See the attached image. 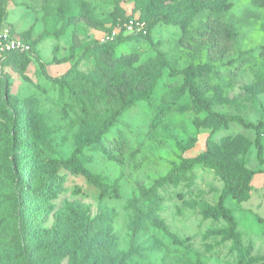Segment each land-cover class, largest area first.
I'll list each match as a JSON object with an SVG mask.
<instances>
[{
  "label": "rangeland",
  "instance_id": "rangeland-1",
  "mask_svg": "<svg viewBox=\"0 0 264 264\" xmlns=\"http://www.w3.org/2000/svg\"><path fill=\"white\" fill-rule=\"evenodd\" d=\"M228 1L231 8L220 16L235 32V46L222 58L211 57L206 42L196 32L208 11L194 19L183 43L179 41L183 35L180 26L162 21L146 36L114 37L117 54L136 52L142 62L159 50L165 53L168 66L157 81L151 102L137 100L111 126L104 142L125 140L121 160L110 159L104 147L89 146L72 171L56 164L74 150L76 127L70 123L80 109L46 74L61 75L77 60L84 44L100 41L122 26L120 20L125 15L133 18L139 13L130 0L119 1V8L116 0H4L0 31L21 38L32 45V51L25 76L7 63L6 53L0 55V264L29 262L24 250L12 244L19 225L10 211L13 192L20 195L25 207L31 232L22 244L35 264H71L69 251L87 222L111 208L116 211L112 223L117 244L115 264H264V166L256 157L257 130L247 125L258 124L264 131V5L254 0ZM86 9L105 23L92 28L83 21L69 20ZM73 32L82 42L78 48L72 47ZM190 64L210 65L209 72L194 76L198 92L213 111L232 119L215 127L213 117L193 108L192 95L186 89L175 109L162 123L152 126L154 106L166 91L183 82L181 72ZM93 68V62L85 60L76 66L85 75ZM29 98L37 103L44 144L24 127L23 118L18 120L21 128L16 133L14 130L15 115ZM96 108L100 112L107 109L104 98ZM261 141L264 154V136ZM207 146L234 180L249 178L248 188L237 190L224 204L232 210L245 244H252L251 263L239 261L231 240L224 235L227 222L201 213L205 206L218 202L224 187L215 171L202 163L193 165L176 185L166 182L157 186L158 215L183 244L172 243L154 227L136 233L130 227L129 199L138 195L140 188L166 177L183 158L193 157ZM53 166L62 181L47 194ZM87 174L97 175L109 194L100 198V189L87 180ZM36 248L40 252H35ZM95 250L104 255L106 245Z\"/></svg>",
  "mask_w": 264,
  "mask_h": 264
},
{
  "label": "trees",
  "instance_id": "trees-1",
  "mask_svg": "<svg viewBox=\"0 0 264 264\" xmlns=\"http://www.w3.org/2000/svg\"><path fill=\"white\" fill-rule=\"evenodd\" d=\"M119 1L116 0L115 7L119 8ZM133 3V9L138 11L140 20L147 24V33H129L122 31L117 36H123V39H131L137 35H148L151 27L159 21L164 23L179 25L183 35L179 41L184 42V36L188 32L195 18L208 11L203 24L196 27V32L206 42L207 49L211 57H225L235 46V32L228 22L220 16L223 12L231 8L232 3L228 0H130ZM260 5H264V0H254ZM4 0L0 1L1 5ZM125 15L120 23L131 19ZM69 20L72 22L83 21L87 26L100 28L105 21L97 18L94 14L85 10L79 15H72ZM116 39L109 41H96L84 44L77 60L68 67V69L59 76L46 74L50 81L58 86L60 91L69 97L71 103H76L80 109V114L71 123L76 130L72 135L74 140V150L70 157L65 160H59L56 164L63 165L67 169L76 171L74 165H78L84 148L89 146H101L108 152L107 156L115 161H120L126 147L125 140H114L113 143L105 144V138L109 133L111 126L118 120L119 116L127 109L132 107L137 100L151 102L156 84L164 68L168 66L165 53L157 51L153 58L146 61H140L136 52L117 54ZM82 44L76 32L72 33V47H80ZM30 51H10L7 52L5 59H10L9 65L19 74L25 76V70L31 61L32 45ZM73 49V48H72ZM72 57L71 55H69ZM70 57H68L70 59ZM64 61H68L69 59ZM92 61L94 68L91 73L85 75L76 69L79 61ZM42 69L44 70L43 64ZM211 70L208 64H190L181 72L183 82L166 91L160 102L154 106L155 114L150 122L152 126H157L163 122L164 118L175 109L177 99L189 90L192 95L193 108L204 110L216 121L215 127L226 125L232 118L211 109V103L205 100L198 92L194 76L203 75ZM8 87V82L5 83ZM105 99L107 109L98 111L96 106ZM37 103L34 99H27L17 111L13 120L15 133L21 128L18 120L23 118L24 127L33 137H37L40 144H44V133L40 125V119L36 113ZM235 120L244 124L241 117ZM257 130L255 140L256 157L259 164L264 166L263 144L261 141L264 131L260 126L254 123H247ZM9 152H11V146ZM109 150V151H108ZM114 150L117 153H109ZM202 163L209 167L224 181V187L220 193L218 202L213 205H207L201 213L204 217L223 218L227 222L224 228V235L231 240L232 248L236 252L239 261L252 262L251 251L252 244L244 242L241 233L237 229V222L234 219L233 212L224 204L228 196H234L237 190L248 188L249 178L245 180H234L229 171L213 158V152L210 147L193 157L183 158L166 177L159 179L155 185L142 187L138 195L129 199L127 207L131 212L132 219L130 227L133 233L141 230H148L154 227L161 230L174 244H183V241L175 234L169 231L166 223L158 215L159 196L157 186L166 182L176 185L181 177L195 164ZM53 166L50 170V180L47 184V194L53 193L61 184L62 176ZM12 178L16 181V174L13 172ZM87 180L100 189V198L109 194L107 185L103 183L97 175L87 174ZM24 204L17 192L10 195V211L19 221L16 235L13 239V245L23 249L28 258L27 264H35L30 260L28 248L22 244V239L31 232L27 220L24 217ZM116 216V211L105 209L87 222L85 231H83L77 240L73 243L71 254V264H115L117 260V244L115 234L112 233V223ZM106 245V254L100 255L95 249ZM99 251V250H98ZM35 252H40L36 248ZM32 261V262H30Z\"/></svg>",
  "mask_w": 264,
  "mask_h": 264
},
{
  "label": "built area",
  "instance_id": "built-area-1",
  "mask_svg": "<svg viewBox=\"0 0 264 264\" xmlns=\"http://www.w3.org/2000/svg\"><path fill=\"white\" fill-rule=\"evenodd\" d=\"M147 33V24L144 20H140L138 17H133L122 23V26L112 30L109 35L101 38V42L113 40L119 33ZM10 51H30V45L23 41L21 38L12 35L7 30L0 31V55Z\"/></svg>",
  "mask_w": 264,
  "mask_h": 264
}]
</instances>
